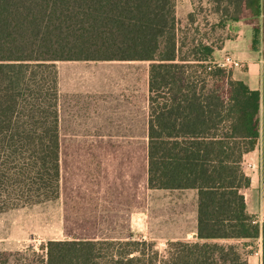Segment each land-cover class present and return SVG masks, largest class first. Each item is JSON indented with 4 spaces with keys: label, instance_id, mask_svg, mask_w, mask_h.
Returning a JSON list of instances; mask_svg holds the SVG:
<instances>
[{
    "label": "trees",
    "instance_id": "trees-1",
    "mask_svg": "<svg viewBox=\"0 0 264 264\" xmlns=\"http://www.w3.org/2000/svg\"><path fill=\"white\" fill-rule=\"evenodd\" d=\"M209 3L224 27L248 21L257 42L264 0ZM179 31L175 0H0V219L60 196L56 62H150L147 188L198 195L197 239L171 241L165 253L133 236L74 239L48 242L41 260L0 252V264H250L257 249L264 264V222L243 193L260 92L216 61L222 45L184 53Z\"/></svg>",
    "mask_w": 264,
    "mask_h": 264
},
{
    "label": "rangeland",
    "instance_id": "rangeland-1",
    "mask_svg": "<svg viewBox=\"0 0 264 264\" xmlns=\"http://www.w3.org/2000/svg\"><path fill=\"white\" fill-rule=\"evenodd\" d=\"M175 6L184 53L201 42L222 45L226 33L216 5L175 0ZM149 68L150 62L143 61L55 63L60 196L4 213L0 252L25 259L36 252L41 260L50 241L133 236L154 242L165 253L172 237L190 232V205H180L184 193L151 191L146 185ZM249 263L261 264L258 249Z\"/></svg>",
    "mask_w": 264,
    "mask_h": 264
},
{
    "label": "crops",
    "instance_id": "crops-1",
    "mask_svg": "<svg viewBox=\"0 0 264 264\" xmlns=\"http://www.w3.org/2000/svg\"><path fill=\"white\" fill-rule=\"evenodd\" d=\"M261 22L259 38L257 37V42H255L254 27L248 21H227L224 27L226 38L215 55L216 61L221 64L228 56L238 62L239 66L226 67L232 68L235 79L244 81L250 89L260 92V139L256 149L245 155L243 163L245 173L251 179L250 186L243 191L246 197L247 211L256 217L259 224L264 222V180L262 177V149L264 146V15L261 17ZM179 192L184 193V199L180 202L181 209L182 206L190 205V220H193V225L186 235L174 236L171 241H195L198 217L197 191L184 190ZM138 219L139 217L132 218V220Z\"/></svg>",
    "mask_w": 264,
    "mask_h": 264
},
{
    "label": "built area",
    "instance_id": "built-area-1",
    "mask_svg": "<svg viewBox=\"0 0 264 264\" xmlns=\"http://www.w3.org/2000/svg\"><path fill=\"white\" fill-rule=\"evenodd\" d=\"M224 66H230V67H235L239 66L238 62L234 61L232 58L229 56L224 59V62L222 63Z\"/></svg>",
    "mask_w": 264,
    "mask_h": 264
},
{
    "label": "water",
    "instance_id": "water-1",
    "mask_svg": "<svg viewBox=\"0 0 264 264\" xmlns=\"http://www.w3.org/2000/svg\"><path fill=\"white\" fill-rule=\"evenodd\" d=\"M197 237H198V236H197V235H195V238H196V239H197Z\"/></svg>",
    "mask_w": 264,
    "mask_h": 264
}]
</instances>
